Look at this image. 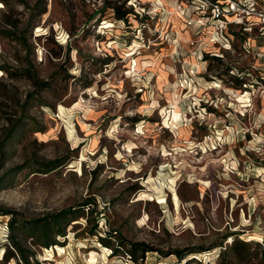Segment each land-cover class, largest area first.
<instances>
[{
	"label": "rangeland",
	"instance_id": "obj_1",
	"mask_svg": "<svg viewBox=\"0 0 264 264\" xmlns=\"http://www.w3.org/2000/svg\"><path fill=\"white\" fill-rule=\"evenodd\" d=\"M189 2L0 0V264H264V96Z\"/></svg>",
	"mask_w": 264,
	"mask_h": 264
},
{
	"label": "built area",
	"instance_id": "obj_2",
	"mask_svg": "<svg viewBox=\"0 0 264 264\" xmlns=\"http://www.w3.org/2000/svg\"><path fill=\"white\" fill-rule=\"evenodd\" d=\"M178 10L185 16V25L197 30L190 45L200 53L208 46L239 51L229 73L239 82L235 90H239L246 105H250L255 91L264 96V0H190ZM209 53L222 57L221 53ZM261 145L264 150V138Z\"/></svg>",
	"mask_w": 264,
	"mask_h": 264
},
{
	"label": "trees",
	"instance_id": "obj_3",
	"mask_svg": "<svg viewBox=\"0 0 264 264\" xmlns=\"http://www.w3.org/2000/svg\"><path fill=\"white\" fill-rule=\"evenodd\" d=\"M123 15H124V12H119L118 11V13H117V16L119 17V18H122L123 17ZM68 211H70V210H66L65 212H63V213H67ZM62 214V213H61ZM60 216H59V214L58 215H56V216H52V218H51V220H50V224L52 223V224H54V225H56L58 222H59V218ZM48 223V224H49ZM48 224L47 223H43L42 225H41V227H40V230H41V232H42V237H47V230H48ZM9 226H10V228L11 229H13V222H12V220L9 222ZM56 235H59V236H64V232H63V230H61V229H59V230H56ZM12 243H13V246L18 250V251H20V245L18 244V242H16L15 240H13L12 239ZM54 242L53 241H49L48 239L47 240H45L44 242H43V244L45 245V247H47L48 245H51V244H53ZM178 257L179 258H182L183 256H181V255H178ZM22 258H23V260H25V258L22 256Z\"/></svg>",
	"mask_w": 264,
	"mask_h": 264
},
{
	"label": "bare ground",
	"instance_id": "obj_4",
	"mask_svg": "<svg viewBox=\"0 0 264 264\" xmlns=\"http://www.w3.org/2000/svg\"><path fill=\"white\" fill-rule=\"evenodd\" d=\"M214 86L215 87H218V85H214ZM172 192H173V203L177 207L178 206L179 198H178V195H177V193L175 191H172Z\"/></svg>",
	"mask_w": 264,
	"mask_h": 264
}]
</instances>
